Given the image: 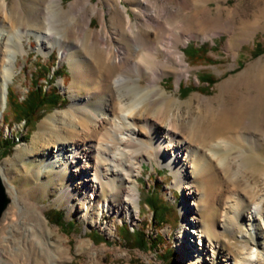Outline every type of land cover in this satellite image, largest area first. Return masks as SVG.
I'll list each match as a JSON object with an SVG mask.
<instances>
[{
    "label": "rangeland",
    "instance_id": "1",
    "mask_svg": "<svg viewBox=\"0 0 264 264\" xmlns=\"http://www.w3.org/2000/svg\"><path fill=\"white\" fill-rule=\"evenodd\" d=\"M85 1L62 0L65 13L59 17L60 21L54 18L49 24L47 14L50 16L48 10H52L54 6L53 0H7L10 8L15 7L24 11L27 21L24 25L26 28L23 30L30 32L36 29L35 31L43 33L51 28L53 35L66 37L69 44L63 47L69 50L72 47L71 51L79 53L83 51L82 45L85 41L83 31L81 32L83 18L90 19L91 27L95 31L102 29L100 16L94 14L91 7H87L85 11L80 7L77 11L73 10L72 6L77 3L83 4ZM91 2L105 10L108 33L114 35L116 27L110 21L111 15L108 9V5L113 3V0H91ZM118 5L121 8L125 7V11L132 19H136L131 3L122 0ZM155 5L170 9L180 8L177 20L184 19L187 30L194 35V38L188 42L179 43V50L184 54L189 67L187 77L178 84L176 74L171 69L161 75L160 88L180 101L172 106L171 113L181 111V118L189 120L191 127L193 126L194 129L200 127L199 129L204 132L202 140L205 142L214 140L218 136L247 132L261 139L264 136V0H158V4L155 3ZM153 7L154 5H151L150 9ZM173 29L167 37L165 35L162 38H153L154 43L153 41L151 43L160 49L171 45L179 32L176 27ZM118 35L115 36L117 42L114 40L113 46H117L118 41L120 46H124L125 42L119 40ZM22 40L25 52L17 54L13 81L9 83L7 90H4L6 95L4 106L0 74V144L2 145V140L7 137L14 139L16 143L8 155H4L0 147L1 170L9 186L14 188L13 203L0 224V255L2 257L0 264H13L8 261L6 254L8 250L11 253L16 251V248L19 251L28 247L27 237L30 235L29 228L32 223L27 215L29 206L37 208V212L39 211L46 221L47 231L41 237L42 243H50L52 247H57L56 257L52 258L50 264H166L160 255L167 248L173 249L175 264H188L184 260V254L191 256L195 253L199 235L195 229L189 230L192 227L188 225L189 215L195 220L196 218L200 220L202 226L210 221L219 223L221 219L219 215L227 197L233 191L249 193V168L258 171L264 168V146L258 152L246 154L245 159L238 161L237 177L224 175L222 172L224 164L219 163L218 177L207 186V189L205 188L208 194L212 191L214 194L218 192L217 199L210 202L211 204L208 203L206 210L200 206L198 200H192L191 194L185 195L186 185L182 187L173 185L175 176L170 168L159 166L156 162L144 161L141 175L137 179L140 193L138 218L104 212L98 223L92 224V220L95 221L97 218L96 212H88V216H84L85 213L76 205L73 208L76 202L74 197L64 196L63 190L68 186V180H74L73 173L67 172L59 178L53 170H46L43 166L42 155L53 139L47 138L49 140L45 141L44 138L35 136L40 126L52 116L59 119L55 124L58 129H61L60 125L63 121L58 117H62L63 113L73 108L74 102L71 95L76 94L77 98H86L88 93L86 90L75 93L74 88L68 89L73 81V72L68 62L61 60L58 48L53 51H49L48 48L39 51L36 49L37 41L32 35L29 39L22 38ZM92 42L89 40V43L92 44ZM94 43H96L95 51L103 49L100 39L95 40ZM189 45L197 48L205 45L206 54L199 59H191L185 54V49ZM81 53V58H88L83 52ZM162 57L160 55V59ZM38 64L49 67L50 73L41 75L42 77L37 75ZM61 67L63 75L53 79V72ZM205 75L215 78V83L206 91L201 88L206 84L200 82V78ZM33 78L45 91L59 93L61 103L56 108L46 110L42 117L32 124H27L26 121L16 122L7 105L8 90H11L18 101H23L32 89ZM147 80L146 76L139 79L141 88L148 87ZM181 84L193 86L194 90L186 96L182 95ZM141 92L143 93V89ZM80 108L83 107L78 105L74 107L77 110ZM3 114L6 115L8 122L3 120ZM188 129L191 130L189 126ZM65 135L69 140L74 138L73 131H68ZM80 136L81 134L77 135L76 139L78 140ZM198 147L201 148L200 145ZM221 147L226 148V146ZM221 147L212 148L214 151H219ZM234 176L236 187L231 185ZM254 178L259 182V175H255ZM76 189L80 190L78 186ZM149 191L159 195L169 208L170 216L166 219V223H158L154 219L152 209L146 205ZM198 191H203L200 184L197 186ZM104 194L107 195V192ZM55 211L64 213L63 225L57 223ZM69 222L76 227L71 229L66 226L65 224ZM104 227L112 231L108 233ZM2 228H4L3 232ZM137 231L143 232L148 242H153V238L158 235L161 245L156 246L157 250L149 246L146 250L141 249L134 239ZM95 233L102 235L105 241L100 238L95 239ZM224 238L218 240L213 238V246L217 247L213 250V256H209L212 255L210 249L206 252V256H202L195 264H223L224 258L237 253L236 244L249 246L242 242L243 239L231 235L228 231L227 238ZM83 243L85 245L81 246L80 244ZM252 247L253 244H250L249 251ZM259 248L261 249L259 255L264 259V244ZM20 256L25 260L23 261L25 264H32L28 255ZM255 264H261V261Z\"/></svg>",
    "mask_w": 264,
    "mask_h": 264
},
{
    "label": "bare ground",
    "instance_id": "2",
    "mask_svg": "<svg viewBox=\"0 0 264 264\" xmlns=\"http://www.w3.org/2000/svg\"><path fill=\"white\" fill-rule=\"evenodd\" d=\"M61 1L53 0L54 6L48 10L51 17L47 14L49 24L54 18L60 21L59 17L65 13ZM120 1L113 0L108 5L110 21L116 27L114 35L108 33L105 10L95 6L91 0L72 6L76 11L79 7L84 11L91 7L92 12L100 16L102 25L100 31H95L90 19L83 18L81 32L85 41L81 52L88 58H81V52L71 51L72 47L70 50L63 47L69 44L66 37L53 35L51 28L43 33L36 29L30 32L23 30L27 21L24 11L10 8L7 0H0L2 105L6 101L4 90L13 81L17 54L25 52L22 38L29 39L30 35L36 39V49L39 51L44 48L49 51L59 49L61 60H66L73 72V81L68 89L74 88L75 93L82 90L88 93L86 98L71 95L73 108L58 117L63 121L61 129L55 124L59 119L52 116L40 126L35 136L45 141L49 140L47 138L53 139L52 145L48 141L50 144L42 155L43 166L46 170H53L59 178L67 172L73 173L74 180H68V186L63 190L64 196L74 197L76 202L73 208L77 206L85 213L84 216L95 211L97 218L92 220V224L98 223L104 212L138 218L140 193L137 179L141 175L144 161L170 168L175 176L173 185H186L185 195L191 194L192 200H198L205 209L208 203L217 199L218 192L208 194L205 188L218 177L219 163L224 164V175L236 176L238 161L264 146V136L260 139L249 132L218 136L205 142L200 127H191L189 120L181 118V111L171 113L172 106L180 101L160 88L161 75L171 69L176 74L178 84L187 77L189 67L184 54L179 50V43L188 42L194 35L187 30L184 19L177 20L180 8L155 5L158 0H124L132 5L136 15L133 20L125 7L118 5ZM151 5H154L153 9H150ZM173 27L179 30L174 43L164 49L153 44V38L167 37L168 33L173 32ZM116 35L125 42L124 46L119 45L120 41L117 46H113ZM98 39L104 47L95 51L94 42ZM89 40L93 41L92 44ZM145 76L148 78V87L144 89L139 79ZM75 105L83 108L74 109ZM68 131H73V139L66 138ZM215 146L226 148L214 151L212 147ZM1 169L8 194L14 197V188L9 186ZM255 175L260 176L259 182L255 180ZM235 176L232 177L233 187L237 186ZM199 184L203 188L201 192H197ZM224 203L219 223L210 221L202 226L200 220L189 215L188 225L192 226L189 230L195 229L199 235L195 253L191 256L184 254V260L188 264H195L210 249L212 255L209 256H213V250L217 248L213 246V238H227L228 231L249 246L253 244V247L249 251V246L236 244L237 253L228 255V259L224 258L223 264H255L257 261L262 264L264 259L259 255V246L264 244V168L259 171L249 168V193L233 191ZM27 213L33 223L30 224V235L27 237L28 247L19 251L16 248L11 253L8 250V261L25 264L20 255L26 254L32 264H50L52 258L56 257L57 247L42 243L41 237L47 231L46 221L33 206L28 207ZM104 228L108 233L112 231L108 227ZM1 259L0 255V263Z\"/></svg>",
    "mask_w": 264,
    "mask_h": 264
},
{
    "label": "trees",
    "instance_id": "3",
    "mask_svg": "<svg viewBox=\"0 0 264 264\" xmlns=\"http://www.w3.org/2000/svg\"><path fill=\"white\" fill-rule=\"evenodd\" d=\"M206 51L207 47L205 45L199 48L189 45L185 49V54L188 55L191 59L196 60L199 59L200 56H204L206 54ZM50 70L51 69L49 67L44 66L43 64H38L36 74L39 76H45L46 74L50 73ZM62 73V67L56 69L52 74L53 79L58 76H62ZM200 82L202 84H206L201 87L203 90L206 91L211 85L215 83V78L210 75H205L200 78ZM32 83V89L28 92L27 97L23 101H18L14 94L11 92V90H8L7 105L10 107L12 118L16 122L26 121L27 124H32L33 122L40 119L42 117V114L46 112V110L56 108L61 103V96L59 93H57L56 91H45L41 88V86H39L35 78L32 79ZM193 90V86H184L183 84L180 85V92L182 95L186 96ZM3 120L5 122H8V119L5 114H3ZM15 146V140L8 137L2 140V145L0 144V147L3 149L4 155H8ZM145 203L150 209H152L154 219H156L158 223H166V219H168V217L170 216V210L163 203L159 195H156L153 191H149ZM54 215L57 218V223L59 225H63L64 213L60 211H55ZM66 226L70 227L71 229H74V226L70 222L67 223ZM127 232L129 233V231ZM95 234L98 236V238L103 239L102 235L98 233ZM135 234V243L138 247L143 250L148 249V246L151 249L157 250L156 246L161 245V240L158 235L153 238V242H148L146 239V235L143 234V232L137 231L135 232ZM174 256L175 253L171 248H167L165 252L160 255L161 259L166 262V264H175V261L173 260Z\"/></svg>",
    "mask_w": 264,
    "mask_h": 264
},
{
    "label": "water",
    "instance_id": "4",
    "mask_svg": "<svg viewBox=\"0 0 264 264\" xmlns=\"http://www.w3.org/2000/svg\"><path fill=\"white\" fill-rule=\"evenodd\" d=\"M13 203L12 197L8 194L7 188L5 186L3 177L0 172V224L1 221Z\"/></svg>",
    "mask_w": 264,
    "mask_h": 264
},
{
    "label": "crops",
    "instance_id": "5",
    "mask_svg": "<svg viewBox=\"0 0 264 264\" xmlns=\"http://www.w3.org/2000/svg\"><path fill=\"white\" fill-rule=\"evenodd\" d=\"M55 219H56V221H57V218L55 217ZM73 226H74V228L76 227V225L75 224H73V223H71ZM66 225V224H65ZM94 238L96 239H98V236L96 235V234H94ZM102 241H105V238L103 237V239H102ZM81 245V244H80ZM79 245V246H80Z\"/></svg>",
    "mask_w": 264,
    "mask_h": 264
}]
</instances>
